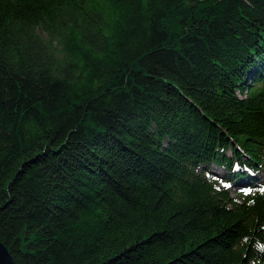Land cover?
Here are the masks:
<instances>
[{
	"label": "trees",
	"instance_id": "trees-1",
	"mask_svg": "<svg viewBox=\"0 0 264 264\" xmlns=\"http://www.w3.org/2000/svg\"><path fill=\"white\" fill-rule=\"evenodd\" d=\"M0 241L264 264V0H0Z\"/></svg>",
	"mask_w": 264,
	"mask_h": 264
},
{
	"label": "water",
	"instance_id": "water-1",
	"mask_svg": "<svg viewBox=\"0 0 264 264\" xmlns=\"http://www.w3.org/2000/svg\"><path fill=\"white\" fill-rule=\"evenodd\" d=\"M0 264H15L8 249L1 241H0Z\"/></svg>",
	"mask_w": 264,
	"mask_h": 264
},
{
	"label": "rangeland",
	"instance_id": "rangeland-1",
	"mask_svg": "<svg viewBox=\"0 0 264 264\" xmlns=\"http://www.w3.org/2000/svg\"><path fill=\"white\" fill-rule=\"evenodd\" d=\"M233 194L236 195L235 191H233Z\"/></svg>",
	"mask_w": 264,
	"mask_h": 264
}]
</instances>
